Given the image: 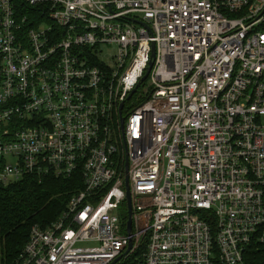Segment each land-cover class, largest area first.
Returning a JSON list of instances; mask_svg holds the SVG:
<instances>
[{"label": "built area", "instance_id": "obj_1", "mask_svg": "<svg viewBox=\"0 0 264 264\" xmlns=\"http://www.w3.org/2000/svg\"><path fill=\"white\" fill-rule=\"evenodd\" d=\"M31 173L82 187L12 264H250L264 0H0V187Z\"/></svg>", "mask_w": 264, "mask_h": 264}, {"label": "trees", "instance_id": "obj_2", "mask_svg": "<svg viewBox=\"0 0 264 264\" xmlns=\"http://www.w3.org/2000/svg\"><path fill=\"white\" fill-rule=\"evenodd\" d=\"M27 17L26 24L33 26L35 16L29 13ZM81 187L77 177L58 178L34 173L0 187V264H12L21 254L31 227L45 228L55 221L66 208L70 196ZM245 257L250 264H264V244L252 245ZM116 264L135 262L131 255Z\"/></svg>", "mask_w": 264, "mask_h": 264}, {"label": "water", "instance_id": "obj_3", "mask_svg": "<svg viewBox=\"0 0 264 264\" xmlns=\"http://www.w3.org/2000/svg\"><path fill=\"white\" fill-rule=\"evenodd\" d=\"M154 58H155V50H154V44H152V47H151V57H150V61H149V64H148V67L146 69V72L144 73L143 77L141 78V80L139 81V83L130 91V93L128 94L127 96V99H129L135 92L136 90L138 89V87L140 86V84L147 78L149 72H150V69L152 67V64H153V61H154ZM122 107V104L120 105V108ZM123 125H124V117L121 118V129L123 130ZM126 164H127V161H126ZM127 229L128 231H130V228H131V204H130V199H129V193L127 191ZM130 245L127 247V249L125 250V252L118 256L116 259H114L111 263L109 264H116L117 262H119L122 257L129 251L130 249Z\"/></svg>", "mask_w": 264, "mask_h": 264}, {"label": "rangeland", "instance_id": "obj_4", "mask_svg": "<svg viewBox=\"0 0 264 264\" xmlns=\"http://www.w3.org/2000/svg\"><path fill=\"white\" fill-rule=\"evenodd\" d=\"M149 83V80L147 79L145 81V85L144 86H147ZM143 93V86L141 85L140 87H138L137 91L135 92V94L132 96L131 100L130 101H136L137 99H139V96Z\"/></svg>", "mask_w": 264, "mask_h": 264}]
</instances>
